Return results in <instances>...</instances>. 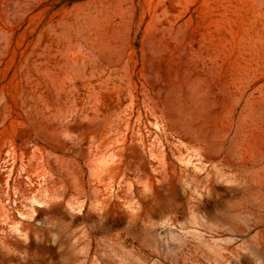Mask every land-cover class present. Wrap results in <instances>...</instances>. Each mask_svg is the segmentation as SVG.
<instances>
[{
	"label": "rangeland",
	"instance_id": "1",
	"mask_svg": "<svg viewBox=\"0 0 264 264\" xmlns=\"http://www.w3.org/2000/svg\"><path fill=\"white\" fill-rule=\"evenodd\" d=\"M0 264H264V0H0Z\"/></svg>",
	"mask_w": 264,
	"mask_h": 264
},
{
	"label": "bare ground",
	"instance_id": "2",
	"mask_svg": "<svg viewBox=\"0 0 264 264\" xmlns=\"http://www.w3.org/2000/svg\"><path fill=\"white\" fill-rule=\"evenodd\" d=\"M104 167V166H103ZM109 170V169H108ZM110 170L111 171H113L114 173H115V171H117V170H119V168L116 166V167H112V168H110ZM105 171V170H104ZM103 172V171H102ZM108 172V171H107ZM107 172H105V174H107ZM109 176V175H108ZM112 176H113V174H112ZM97 179H99L98 177H97ZM98 181V180H97ZM100 182V181H99ZM98 184H100V183H98ZM113 189V188H112ZM33 203V202H32ZM34 204L35 205H37L38 207H44V205L41 203V202H38V200L37 201H34ZM71 209L73 210V211H76L75 210V208L73 207V206H71ZM33 211V210H32ZM77 212H78V214H81L82 213V209H79V210H77ZM35 215H37V213H36V211H34L33 212V216H35ZM21 216L24 218V219H27L28 218V216L27 215H25V214H22L21 213ZM17 230V229H16ZM19 231H20V229H18ZM17 230V231H18ZM18 231V232H19Z\"/></svg>",
	"mask_w": 264,
	"mask_h": 264
}]
</instances>
